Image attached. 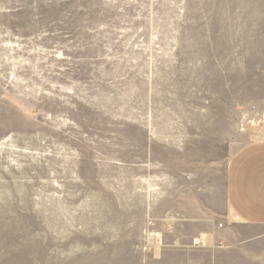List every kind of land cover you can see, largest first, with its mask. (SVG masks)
Wrapping results in <instances>:
<instances>
[{
    "label": "rangeland",
    "instance_id": "rangeland-1",
    "mask_svg": "<svg viewBox=\"0 0 264 264\" xmlns=\"http://www.w3.org/2000/svg\"><path fill=\"white\" fill-rule=\"evenodd\" d=\"M262 139L264 0H0V264H134Z\"/></svg>",
    "mask_w": 264,
    "mask_h": 264
},
{
    "label": "crops",
    "instance_id": "crops-1",
    "mask_svg": "<svg viewBox=\"0 0 264 264\" xmlns=\"http://www.w3.org/2000/svg\"><path fill=\"white\" fill-rule=\"evenodd\" d=\"M222 196L229 217L220 218L197 195L152 199V215L161 213L159 234L146 238L151 251L135 255L134 264H264V139L232 156Z\"/></svg>",
    "mask_w": 264,
    "mask_h": 264
},
{
    "label": "built area",
    "instance_id": "built-area-1",
    "mask_svg": "<svg viewBox=\"0 0 264 264\" xmlns=\"http://www.w3.org/2000/svg\"><path fill=\"white\" fill-rule=\"evenodd\" d=\"M159 233H156L155 235H157ZM196 243H202V240H196Z\"/></svg>",
    "mask_w": 264,
    "mask_h": 264
}]
</instances>
